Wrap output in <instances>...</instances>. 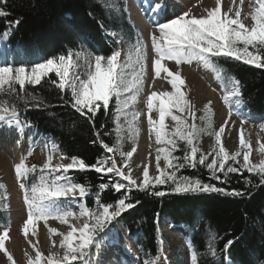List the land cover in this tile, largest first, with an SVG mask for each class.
<instances>
[{"label": "snow or ice", "instance_id": "1", "mask_svg": "<svg viewBox=\"0 0 264 264\" xmlns=\"http://www.w3.org/2000/svg\"><path fill=\"white\" fill-rule=\"evenodd\" d=\"M245 2L246 0H240L239 4H235L233 0L235 7L229 8L222 14L221 0H216L215 7L206 10V15L199 18L190 16L188 12L173 15L171 18L165 16L166 0H160L151 8L153 23L158 33L151 34V48L155 54L152 68L156 76H160L162 72L166 74L172 90L159 93L153 91L146 98L149 135L154 136L155 143L163 147L156 149L157 174L154 177L150 176L148 166L144 165L143 180L139 184L130 175L132 169L129 159L136 151L135 143L140 133L138 119L141 112L132 110V106L138 102V97L143 91L147 68V48L141 37L137 36L134 44L124 40L122 35L116 40L117 44L121 42L126 44L123 59H121L122 53L119 49H113L107 56L85 54L82 50L73 52L69 49L67 54L40 61L18 60L16 56H12L0 62V126L8 129L14 127L22 133L25 129L32 128L31 121L21 119L22 106L23 111L26 112L31 107L42 108L47 103L35 91H29L30 87L35 89L38 85L43 87L45 84H51L59 92H70L71 106L82 116L88 113L95 116L101 108L107 111L110 102L115 100L112 112L116 125L115 143L112 146L103 140L100 143L107 153L119 154L122 166L117 165L113 156L98 157L94 164H87L82 158L76 156L69 158L64 153H60L61 162L53 166V153L58 151V146L51 140L45 145L46 147L50 145L49 153L38 175L36 165L26 164L27 156L32 154L31 150L27 156H22L19 162L14 164L16 181L22 192L27 213L21 229L24 236L28 237L38 221H43L47 227L49 219H54L69 227L66 233L47 227L49 238L53 235L61 237L59 247L63 250L62 254L49 252L45 257L33 245L34 257L25 253L27 264H74V262L101 264L90 249L95 248L96 256H98L101 248L100 241L107 235L106 230H110L109 226L117 221L122 213L135 206L130 202L126 193L114 203H102L100 194L109 187L119 193L121 189H127L130 192L133 187H136L139 191H145L149 186L168 184L170 190L176 194L216 192L227 196H242L244 193L239 190L228 191L225 188L204 183L199 178L178 175L181 169L195 168L199 164L209 170L212 179L220 180L217 173H223L227 177L229 173L240 171L228 162L240 163L238 157L241 155L243 163L240 167L259 176L260 183L264 184V144L257 140L259 147L256 151L261 154V159L258 163H253L250 160L252 147L245 139L241 127L239 149L231 153L227 151L222 143V133L225 131L224 125L228 123V120L224 121L219 130H215L209 101L204 105L203 115L199 117L203 126L197 125L196 112L185 92L182 91L185 84L184 79L178 70L171 71L163 63L174 61L178 69L183 63L191 64L196 61L211 68L218 80L224 70L223 68L217 70L218 66L213 62L214 57L233 58L257 68H264V0H247L249 11L243 14L242 19L241 6ZM7 5L8 0H0V17L6 18L10 14L7 11ZM103 6L108 11H112L114 7L108 0H105ZM230 12L233 15H229ZM161 16L165 18L161 20ZM249 18L250 25L244 23V20ZM18 23L19 20L9 21L8 27L11 28ZM109 34L113 37L117 36L114 31ZM8 36V31L0 35V43L6 45ZM53 74L55 79L51 78ZM228 79L231 90L227 92L224 101L229 106V118L235 110L241 115V125H243L251 117L250 113L243 112L244 101L240 92V82L234 78ZM129 112L131 113L130 118ZM153 112L156 113L155 118L152 115ZM121 116L127 124L126 138L133 143L132 150L127 152L122 151V141L125 137L122 135V126L119 123ZM189 117L192 119L190 124L188 123ZM167 118L173 122L171 128L166 124ZM260 127L264 130V124ZM201 134L214 137L215 145L208 154L200 152L194 143ZM97 135L99 136V133ZM29 139L32 140L33 137ZM179 142H183V148ZM177 151H183V156L173 154ZM209 155L212 157L211 162H207ZM65 159H69L70 162L63 163ZM161 159L164 161V168L160 167ZM125 168L128 174L125 173ZM85 169H93L104 175L112 174L128 183L126 185L120 180L113 181L111 177L108 183H100L98 185L100 192L96 196V207L92 209L82 202L88 195V186L75 182L68 175L70 170ZM150 194L158 197L165 195L164 192L158 190ZM6 200V187L0 184V205L6 207ZM70 203H79L81 211L78 214L71 211L68 207ZM81 217L89 218L82 226L76 227L69 223V218L79 219ZM33 234H35L34 231ZM8 239L9 230L5 227L0 233V252L4 254L8 264H15L13 256L5 247V241ZM214 241L215 236L213 235L209 238L206 249L213 257L217 251ZM233 243L234 241L229 239L224 244V251L226 252ZM54 244L55 241H53ZM189 252L192 264H198L197 249L191 244ZM144 264H159L158 257L146 259ZM225 264H231L227 257H225Z\"/></svg>", "mask_w": 264, "mask_h": 264}, {"label": "trees", "instance_id": "2", "mask_svg": "<svg viewBox=\"0 0 264 264\" xmlns=\"http://www.w3.org/2000/svg\"><path fill=\"white\" fill-rule=\"evenodd\" d=\"M108 2L114 5L112 11L103 6L105 0H8L7 11L10 14L6 18L0 17V35L8 31L6 45L11 46V57L17 58L13 49L20 48L26 61L67 54L69 49L107 56L113 49H118L115 38L109 33L121 29L131 31L124 5ZM16 20L19 23L9 28L8 22ZM213 62L218 66L217 70L223 68V77L240 82L244 109L252 118L257 121L264 119V68L227 57H214ZM51 78L55 79L54 74ZM29 91H35L47 103L42 108L31 107L26 112L22 106L21 119L31 121L33 127L28 129L36 136L46 137L47 142L53 141L58 146L57 153H64L69 158H82L87 164H94L98 157L119 155L107 153L100 143L103 140L112 146L116 140L112 115L114 99L107 111L101 108L95 116L91 113L82 116L72 108L70 92H59L51 84L38 85L35 89L30 87ZM179 143L183 148V142ZM173 154L182 157L183 151ZM232 166L240 171L229 173L227 177L217 173L220 180L212 179L209 170L199 164L195 168L181 169L178 175L199 178L204 183L228 191L239 190L244 193L242 196L216 192L176 194L168 184L149 186L145 191L136 187L130 192L121 189L119 193L111 187L105 189L100 194L102 203H114L126 193L135 206L127 209L109 226L110 230H106L107 235L100 243L116 238L118 230H125L135 239L139 249L137 259L144 264L146 259L158 256V222L166 220L186 228L190 244L197 249L198 264H225V257L231 264H264V184L260 183L259 176L236 163ZM68 175L75 182L88 186V195L82 202L92 209L96 207L100 183H108L110 177L113 181L128 183L120 177L97 173L93 169L70 170ZM156 190L165 195L158 197L150 194ZM213 235L217 250L215 257L206 250ZM229 239L234 243L225 252L224 244ZM95 250L90 249L93 255Z\"/></svg>", "mask_w": 264, "mask_h": 264}, {"label": "rangeland", "instance_id": "3", "mask_svg": "<svg viewBox=\"0 0 264 264\" xmlns=\"http://www.w3.org/2000/svg\"><path fill=\"white\" fill-rule=\"evenodd\" d=\"M115 2L117 6L124 5V13L126 15L127 22L131 27V31L121 29L117 33V36L113 37L115 40L120 39L122 35L124 40L135 43L137 36L141 37L147 48V68L146 75L144 77L143 91L138 97V102L132 106V110L141 112L138 119V126L140 128L139 137L136 140L135 147L136 151L133 157L129 159V164L132 169L130 175L132 179L136 180L137 184L143 180V167L147 165L149 168V175L154 177L156 172V149L157 147H163V145H157L155 143V137L149 135L148 124H147V108L146 98L151 92L157 93L161 91H171V85L168 83V79L165 73H161L160 76H156L152 68V61L155 58V54L151 48V34L156 33V28L153 23V13L151 8L155 3L160 0H110ZM206 0H166V12L165 16L171 18L173 15H179L183 12H188L190 16L199 18L205 16L204 2ZM240 0H235V4H239ZM212 8L215 7L216 0H212ZM114 6V5H113ZM233 0H221V11L227 12L229 8H234ZM242 8V19L243 14L249 11L247 0ZM233 15V13H229ZM165 16H161L163 20ZM244 23L251 24L250 18L244 20ZM158 34V33H156ZM126 44L121 42L118 44V49L121 50V59H123L124 49ZM10 47L0 43V62L6 58H10ZM17 52L18 60H23L20 48H14ZM85 54V50H83ZM40 61V60H39ZM166 67L171 71H179L181 77L184 79L185 84L182 91L185 92L187 99L196 112L195 122L199 126H203V122L199 119L203 115L204 105L209 101L211 102V116L213 121V128L219 130L220 126L224 124L227 119L228 123L225 126V131L222 133V143L226 150L235 152L239 149V136L241 127L243 128V134L247 141L250 142L252 152L250 153V160L253 163H258L261 159V154L256 151L259 147L257 139L260 143L264 144V130H261L260 125L264 124V119L257 121L252 118L247 119L243 125H241V115L237 114L233 110L229 118V106L225 103L224 97L227 92L231 90V84L228 78L221 75L218 80L215 73L211 68L205 67L196 61L191 64L183 63L177 69L174 61H164ZM243 112L249 114L244 108ZM131 113L129 112V118ZM153 117H156V113H152ZM177 115H181L177 113ZM186 115V114H184ZM119 123L122 126V135L125 137L122 141V151H131L133 147L132 141L128 140L127 137V124L123 116L120 117ZM172 121L170 118L166 119V124L171 128ZM188 123H192V119L188 118ZM21 136L23 141L22 155L24 156L31 150V155L27 156L30 160H26L28 166L36 165L38 169L42 167L46 161L49 153V147L45 145L48 142L44 137L36 136L31 130L25 129L22 133L17 131L16 128L8 129L0 126V136ZM259 135L263 136L262 139ZM29 137H33L32 140ZM256 137V139L254 138ZM254 140V141H253ZM256 142V143H255ZM202 153L208 154L212 151L215 141L214 137L207 134H201L198 140L194 141ZM118 166H122L121 157L119 155H113ZM211 155L208 156V161L211 162ZM240 163H236L239 167L243 163L242 155L238 157ZM60 155L57 152L53 153L52 165L60 163ZM63 163L70 162L69 159L62 161ZM3 163V162H2ZM7 169L4 173L0 170V184L5 185L7 190L6 207L0 205V233L5 227L9 230V239L5 241V247L8 252L13 256L15 264H27L25 253L29 255H35L33 245L43 254L47 256L49 252L61 253L63 250L59 247L61 237L59 235H53L49 238L47 227L56 228L58 232L66 233L69 230L67 224H60L57 220L49 219L47 227L43 221H38L34 226V229L29 232L26 238L22 233L21 229L24 220L27 218L26 206L23 203L22 192L16 181L14 173V164H6ZM233 162H231V165ZM5 167V168H6ZM160 167L164 168V161L161 159ZM13 168V169H12ZM127 173V168L124 169ZM39 174V173H38ZM37 174V175H38ZM8 175V176H7ZM8 179V180H7ZM12 181V183L10 181ZM16 193V194H15ZM11 194V195H10ZM15 194V195H13ZM15 196V197H14ZM69 209L74 213L78 214L81 209L79 203H70ZM88 217H81L79 219L69 218V223L73 226L80 227L83 223L88 220ZM33 231L35 234H33ZM158 236L160 243V252L158 254L159 264H192L190 260L189 252V236L185 227L182 225H173L169 221L158 222ZM53 241L55 244L53 245ZM162 241V243H161ZM13 244V245H12ZM119 245V246H118ZM96 252V251H95ZM119 254L116 260L100 261L101 264H140L137 256L139 255V249L136 246L135 239L131 237L125 230H118L116 238L110 240L107 239L101 243L99 254L107 257L109 254ZM96 254V253H95ZM94 256L97 258V256ZM156 257V258H157ZM0 264H8V261L4 254L0 252Z\"/></svg>", "mask_w": 264, "mask_h": 264}, {"label": "bare ground", "instance_id": "4", "mask_svg": "<svg viewBox=\"0 0 264 264\" xmlns=\"http://www.w3.org/2000/svg\"><path fill=\"white\" fill-rule=\"evenodd\" d=\"M212 5H213L212 0H206L204 2V11L206 12V10L211 9ZM258 136H259L260 139H262V137H263V136H261L259 134H258ZM254 138L256 139V137H254ZM22 148H23V141H22L21 136L20 137L19 136H13L11 134H9L7 136H0V170L2 172L4 170V173H7L6 172L7 167H6L5 163H4V161L8 165L9 164L13 165V164L19 162L20 158L22 157L21 156L22 152H23ZM1 163L3 164L2 166H1ZM10 182L12 183V181H10ZM15 194H13V195H15ZM105 259H109L108 256L105 257L104 255H101L99 257L100 261H105Z\"/></svg>", "mask_w": 264, "mask_h": 264}]
</instances>
